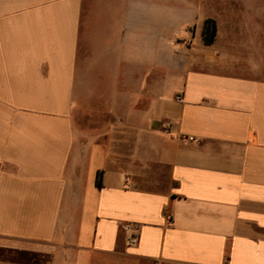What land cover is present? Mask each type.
Listing matches in <instances>:
<instances>
[{
    "label": "crops",
    "instance_id": "crops-1",
    "mask_svg": "<svg viewBox=\"0 0 264 264\" xmlns=\"http://www.w3.org/2000/svg\"><path fill=\"white\" fill-rule=\"evenodd\" d=\"M0 264H264V0H0Z\"/></svg>",
    "mask_w": 264,
    "mask_h": 264
},
{
    "label": "trees",
    "instance_id": "trees-1",
    "mask_svg": "<svg viewBox=\"0 0 264 264\" xmlns=\"http://www.w3.org/2000/svg\"><path fill=\"white\" fill-rule=\"evenodd\" d=\"M215 34H216V27L212 25L210 21H208L204 33L206 44H211L214 41Z\"/></svg>",
    "mask_w": 264,
    "mask_h": 264
},
{
    "label": "built area",
    "instance_id": "built-area-1",
    "mask_svg": "<svg viewBox=\"0 0 264 264\" xmlns=\"http://www.w3.org/2000/svg\"><path fill=\"white\" fill-rule=\"evenodd\" d=\"M178 101L181 102L182 99H181V98H178ZM165 128H166V129H169V128H170V125L167 124V125L165 126ZM126 230H127V231H131V230H132V227H131V226H126ZM137 242H138V237H137V236H132V237L130 238V240H129L130 245H135V244H137Z\"/></svg>",
    "mask_w": 264,
    "mask_h": 264
}]
</instances>
